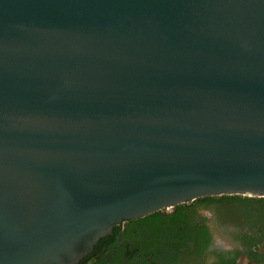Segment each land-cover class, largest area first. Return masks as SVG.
Returning a JSON list of instances; mask_svg holds the SVG:
<instances>
[{"label":"water","instance_id":"obj_1","mask_svg":"<svg viewBox=\"0 0 264 264\" xmlns=\"http://www.w3.org/2000/svg\"><path fill=\"white\" fill-rule=\"evenodd\" d=\"M234 194L264 197V0H0V264Z\"/></svg>","mask_w":264,"mask_h":264},{"label":"flooded vegetation","instance_id":"obj_2","mask_svg":"<svg viewBox=\"0 0 264 264\" xmlns=\"http://www.w3.org/2000/svg\"><path fill=\"white\" fill-rule=\"evenodd\" d=\"M239 197L244 198L242 195ZM161 212L166 213L163 210ZM134 219L115 224L108 233L114 236V241L105 242L94 255L93 246L90 253L76 264H207L216 256L230 259L231 263L228 264H240L241 261L246 264H264V224L246 223L242 217L229 220L228 230L222 228L221 234L226 243L216 246L214 228L204 220L196 219V225L206 223L211 236L205 239L206 242L200 243L198 232H189L185 225L172 228L168 233L160 230L149 235L145 223ZM195 250L200 251L197 260L189 255Z\"/></svg>","mask_w":264,"mask_h":264},{"label":"trees","instance_id":"obj_3","mask_svg":"<svg viewBox=\"0 0 264 264\" xmlns=\"http://www.w3.org/2000/svg\"><path fill=\"white\" fill-rule=\"evenodd\" d=\"M207 208H211L214 213L226 221L236 220L237 217H242L246 223L264 224V197L244 196V198H240L237 194L198 197L192 201L174 205L169 212L164 213L161 210H157L145 216L138 217L136 220L145 223L147 234L149 235H154V233L160 230L168 233L172 228L176 227L175 229H177L181 224L185 225L189 232H198L197 236L201 240L200 243H204L206 242L205 239L211 236V233L206 223H203L201 226L196 225V218L199 210ZM128 221H135V219ZM113 241L114 236L112 234L100 237L94 245L92 255L97 253V249H100L99 247L104 245L105 242L110 243ZM197 253L199 254L200 251H192L189 255H193V259H195ZM228 263H231L230 259H222V257L216 256L215 259L207 264Z\"/></svg>","mask_w":264,"mask_h":264},{"label":"rangeland","instance_id":"obj_4","mask_svg":"<svg viewBox=\"0 0 264 264\" xmlns=\"http://www.w3.org/2000/svg\"><path fill=\"white\" fill-rule=\"evenodd\" d=\"M255 197V196H254ZM171 210V207L163 209L165 212H169ZM197 214V220L199 221H206L211 224V226L214 228L215 234H214V243L216 246H222L226 243L223 236L221 234L223 233L222 228H226L228 230L227 222H231L229 220L223 219L221 216H218L216 213L213 212L211 208L207 209H201L198 211ZM220 224H222V227H220ZM240 264H246L245 261H241Z\"/></svg>","mask_w":264,"mask_h":264}]
</instances>
